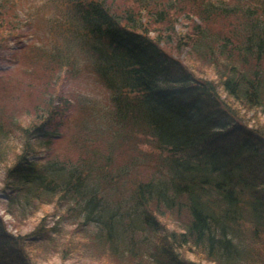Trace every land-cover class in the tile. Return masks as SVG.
<instances>
[{
    "label": "trees",
    "instance_id": "obj_1",
    "mask_svg": "<svg viewBox=\"0 0 264 264\" xmlns=\"http://www.w3.org/2000/svg\"><path fill=\"white\" fill-rule=\"evenodd\" d=\"M198 1H193L191 10L198 21L179 31L174 26L176 15L171 13L176 0L165 4L159 0H67L71 10L79 11L85 20L81 34L86 46L100 50L104 64L113 70L112 78L117 79L116 112L140 118L132 120L148 128L158 147H170L196 161L189 165L180 161L170 167L166 183L137 185L135 192L144 209L122 223L115 212L87 192V175L85 179L84 173L70 169L64 177L62 168L55 165L47 177L39 163L31 161L35 145L24 136L29 130L26 127L37 135L49 132L51 123L56 128L61 124L55 121L60 112L53 105L52 93L44 94L42 89L44 117L18 127L20 145L9 144L10 137L0 127V160L14 197V207L6 208L8 213H23L26 204L37 206V197L43 203L54 202L55 211L67 205L61 216L77 218L85 227L84 234L91 220L102 223L99 233L85 244L93 247V256L99 260L116 264H205L204 259L210 264H259L263 260L262 21L246 15L243 28L248 35L235 39L232 30L228 37L221 29L209 27L214 23L213 6ZM227 9L235 12L237 8L224 7ZM19 11L20 0H0V50L25 25ZM217 13L222 15L219 9ZM160 44L189 46L186 58L190 64L184 70L176 68V60L168 58L170 54ZM57 60V56L50 59ZM253 66L262 69L249 71ZM243 94L248 98L242 100ZM242 110H252L256 124L247 125L248 119L240 116ZM18 157L28 158L21 163L27 165L18 168ZM15 190L20 191L14 194ZM174 205L177 213L181 208L186 211L187 219L168 230L162 220L169 215L179 218L170 213ZM133 220L140 223L137 237L128 233ZM5 227L0 216V264H33L25 235L12 234ZM140 228L147 232L146 243ZM77 249L72 242L66 249L67 258Z\"/></svg>",
    "mask_w": 264,
    "mask_h": 264
},
{
    "label": "rangeland",
    "instance_id": "obj_2",
    "mask_svg": "<svg viewBox=\"0 0 264 264\" xmlns=\"http://www.w3.org/2000/svg\"><path fill=\"white\" fill-rule=\"evenodd\" d=\"M166 1L159 0L162 4ZM193 1L196 0H177L173 6L174 12L171 13L176 15V19L177 16L183 17L187 13L192 15L190 11ZM203 3L213 5V14L217 15H212L214 23H209L211 29L221 28L228 35L226 28H232L239 23V12L246 15L249 11V17L262 21L260 27L264 30V0H203ZM20 4L22 11L19 14L23 17L20 21L29 25L22 32L23 39L10 42L2 53L0 123L10 127L26 124L25 117L31 113L32 106L42 105V89L49 87L56 104L63 110L61 119L64 121L60 134H54V126H50L52 134L48 143L51 146L48 149L44 150L45 145L35 146V158L40 159L42 172L49 177L50 169L56 164L62 168L64 177H67L70 169L84 173L85 179L88 176L93 183L88 185L87 192L98 197L103 207L115 212L118 219L127 224L128 216L137 215L144 209L134 187L139 182H150L152 185L165 183L172 157L168 158L169 153L158 147L156 139L144 124L133 122L132 119L135 118L130 114L125 117L116 112L111 98L112 90L101 82L97 70L100 55L87 47L85 40L80 37L82 25L69 13L64 0H20ZM217 7L222 13L221 16L217 13ZM224 7L237 9L233 12L224 10ZM15 14L18 15L17 10ZM174 26L182 30L185 27L182 21L175 22ZM52 45L60 49L65 57L60 70L44 69L41 61L34 60L30 63L29 56L35 54L38 48L46 49ZM179 50L180 56H183V52L189 51V48L179 47ZM185 61L190 64V60ZM259 69L262 68L253 66L249 71ZM53 72H58L57 79L55 74L52 76ZM46 93L47 90L44 94ZM243 95L242 100L248 98ZM240 116L243 120L248 119L247 123L256 124L257 117H253L252 110H242ZM126 119L129 122L124 123ZM44 140L46 141L45 137ZM10 142L9 144L20 145L18 133L10 135ZM9 183L4 162L0 160V216L8 232L25 235L24 243L30 250L33 264H116L112 260H99L93 256V247L85 244L93 238L94 231L102 223L91 220L84 234L82 231L85 227L77 218L61 216L60 213L64 212L67 205L55 211L57 209L54 202L43 203L44 200L37 197L38 205L29 206L25 203L26 209L23 213L6 212L5 208L14 207ZM84 188L85 186L82 189ZM19 191L15 190L14 194ZM175 207L176 205L170 213L178 214L179 218L173 219L169 215L162 220L168 230L178 227L187 219L183 217L186 211L181 208L177 213ZM56 220L59 221L58 233L51 236L52 238L42 236L44 228L55 225ZM132 224L134 227L131 226L128 233L137 237L140 223L133 220ZM140 232L143 236L144 228H140ZM144 234L143 241L146 243L149 239L147 232ZM76 240L79 243L74 242ZM72 242L78 249L68 259L66 249ZM259 249L261 251L263 247ZM203 262L210 264L205 259ZM259 264H264V258Z\"/></svg>",
    "mask_w": 264,
    "mask_h": 264
}]
</instances>
